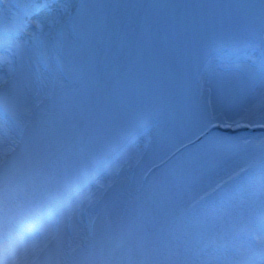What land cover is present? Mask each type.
<instances>
[{"label":"rangeland","instance_id":"obj_1","mask_svg":"<svg viewBox=\"0 0 264 264\" xmlns=\"http://www.w3.org/2000/svg\"><path fill=\"white\" fill-rule=\"evenodd\" d=\"M62 2L74 9L81 0ZM85 2L92 7L63 35L57 29L21 53L25 69L33 74L29 103L42 101L38 111L49 123L39 129L50 131H39L34 122L27 128L26 121L11 126L10 135L20 141L9 157L19 170L14 188L39 199L54 185L67 200L76 184L86 182L70 202L86 204L81 230L87 231L90 221L97 233L120 227L130 238L149 237L165 253L177 249L176 241L167 243L170 220L199 200L186 215L179 243L201 261L243 259L264 236V135H212L157 170L148 184L140 178L198 136L208 126L207 113L217 114L220 119L213 123L219 126L241 106L258 104L259 88L250 84L264 74L260 0ZM26 3L4 0L0 8L12 13L14 24L28 25ZM117 3L129 6H112ZM31 30L27 27L25 35ZM112 142L122 149L100 165L76 171L79 159ZM51 151L59 154V164L33 183L29 174ZM214 189L223 191L220 199L212 196ZM61 198L54 207L65 201ZM20 206L16 201L13 211ZM256 229L254 244L237 240L238 233Z\"/></svg>","mask_w":264,"mask_h":264},{"label":"snow or ice","instance_id":"obj_2","mask_svg":"<svg viewBox=\"0 0 264 264\" xmlns=\"http://www.w3.org/2000/svg\"><path fill=\"white\" fill-rule=\"evenodd\" d=\"M3 3L4 0H0V5ZM112 6L120 8L129 5L117 3ZM23 7L28 25L14 24L12 13L0 8V71L4 72V76L0 77V264H264V238L259 241L258 248L251 249L246 257L239 260L201 261L189 255L179 243V237L184 230L187 213L197 209L199 200L170 220L167 243L170 245L176 241L177 249L165 253L149 237L139 240L130 238V234L120 227L99 233L81 230L79 222L87 210L85 202L54 207L61 196L57 186L49 185L47 195L39 199L14 188L19 170L9 157L20 141L10 135L11 126L19 127L21 122L26 121L25 128L34 122L39 129L40 125L49 123L45 113L38 111L42 101L29 103L28 95L34 83L26 72L21 53L34 46L41 36L50 35L57 29L63 35V29L83 17L92 6L85 0H81L74 9H70L62 0H27ZM260 7L264 27V0H260ZM29 26L31 33L25 35V29ZM250 87L259 88L258 104L241 106L232 116L220 120L219 126H259L264 129V74L258 81H252ZM219 119L214 111L207 113L206 124L216 127L218 125H214L213 121ZM39 131L49 132L50 129ZM260 144V163L264 169V139ZM122 147L117 142L101 145L97 153L77 161L76 171L91 164H102ZM59 162L57 152L46 153L29 178L35 183L47 169L56 168ZM261 184L264 194V175L261 176ZM174 195L177 198L181 196L179 189ZM16 201H21V206L13 211ZM260 222L264 229V200L261 203Z\"/></svg>","mask_w":264,"mask_h":264},{"label":"bare ground","instance_id":"obj_3","mask_svg":"<svg viewBox=\"0 0 264 264\" xmlns=\"http://www.w3.org/2000/svg\"><path fill=\"white\" fill-rule=\"evenodd\" d=\"M18 17V16H17ZM16 17V18H17ZM16 20V19H15ZM26 71H27V74H28V76L31 78V80H32V78H33V74H31V73H29V70L28 69H26ZM42 73V72H41ZM0 77H2V76H0ZM46 82V78H43V80H41V83H40V86L42 85V84H44ZM30 94V93H29ZM258 99V101H257V103L259 102V94H258V96H257V98H256V100ZM250 105V104H249ZM249 105H248V107H249ZM236 112V110L235 111H233V112H231L230 114H231V116L234 114ZM236 128H239V127H236ZM61 198V197H60ZM64 198H61L60 200H63ZM263 238H264V236H263Z\"/></svg>","mask_w":264,"mask_h":264}]
</instances>
